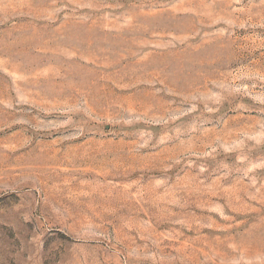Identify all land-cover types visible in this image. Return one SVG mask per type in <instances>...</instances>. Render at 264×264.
<instances>
[{
	"label": "rangeland",
	"instance_id": "rangeland-1",
	"mask_svg": "<svg viewBox=\"0 0 264 264\" xmlns=\"http://www.w3.org/2000/svg\"><path fill=\"white\" fill-rule=\"evenodd\" d=\"M0 264H264V0H0Z\"/></svg>",
	"mask_w": 264,
	"mask_h": 264
}]
</instances>
